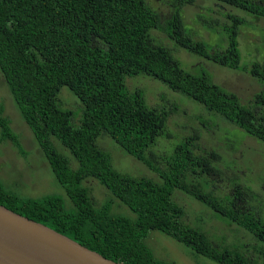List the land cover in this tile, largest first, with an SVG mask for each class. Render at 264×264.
I'll list each match as a JSON object with an SVG mask.
<instances>
[{
	"label": "trees",
	"instance_id": "obj_1",
	"mask_svg": "<svg viewBox=\"0 0 264 264\" xmlns=\"http://www.w3.org/2000/svg\"><path fill=\"white\" fill-rule=\"evenodd\" d=\"M210 1L264 22V0ZM171 3V15L162 18L146 0H0V74L65 195L23 198L0 183V204L117 263L177 264L151 248V237L158 232L184 246L195 260L264 264V216L250 206L251 197L256 201L258 195L241 183L225 158L235 147L204 151L200 131L190 125L196 131L184 133L172 152H156L159 139H174L167 123L181 110L173 100L169 112L152 107L142 90L126 86L127 77L149 76L201 106L196 117L203 126L201 112L210 114L212 123L214 113L264 144V61L241 66L239 36L247 19L228 14L225 47L217 49L186 27L182 10L193 0ZM172 43L209 63L248 74L263 89L244 104L206 70L187 71ZM64 87L83 106L78 125L59 101ZM100 137L110 138L156 179L117 170L110 153L99 146ZM0 142L21 148L2 105ZM90 182L108 199L99 203ZM177 192L249 235L253 254L236 245L237 236L227 243L190 223Z\"/></svg>",
	"mask_w": 264,
	"mask_h": 264
},
{
	"label": "rangeland",
	"instance_id": "obj_2",
	"mask_svg": "<svg viewBox=\"0 0 264 264\" xmlns=\"http://www.w3.org/2000/svg\"><path fill=\"white\" fill-rule=\"evenodd\" d=\"M171 1L146 0L162 18H168L171 15L174 4ZM182 11L189 33L194 38L202 40L210 47L217 49L225 47L227 37L225 25L229 23L228 14L247 19L248 24L242 28L239 36L241 66L244 67L258 62L259 59L264 61V22L261 20L253 22L255 21L253 16L244 11L231 6L218 5L210 0H193V4L186 5ZM199 14L204 16L203 20L200 19ZM211 21H214L213 24ZM156 34L162 37V34ZM170 48L174 55L178 56L177 58L184 63L182 65L187 71L196 67V70H206L213 77L215 83L228 91L236 93L244 104H248L253 95L263 89V86H260L254 78L246 73L209 63L183 49L177 48L174 43ZM126 86L131 91L142 90L147 103L152 107L163 108L164 111L169 112L170 107L173 108V105L169 102L173 100L179 106L178 109L184 112L178 111L170 115L167 131L172 132L174 139H159L155 147L156 152L161 154L172 152L184 133L196 131L190 125L200 131L201 140L199 145L204 151H210L209 148L213 146L224 147L223 150L235 147L236 151L232 152V149H230L225 154V158L231 163L232 167H235L241 178V183L246 187H250L254 192L253 195H258L256 201L251 197L250 206L260 211L264 216V144L248 138L237 127L225 124L226 121L215 117L214 113H211L212 123L208 116L210 114L201 112L206 121L204 124L207 125L203 126L196 117L202 109L201 106L179 93H174L164 84L149 76L140 74L127 77ZM59 101L64 109L73 112V122L78 125L77 121L81 117L83 107L79 99L67 87H64L59 94ZM0 105L3 106L5 114L11 122V127L19 136L21 144V148L16 149L9 142H0V183L2 186L7 191L23 198L40 199L45 195L65 198L62 187L18 111L1 74ZM218 124L222 131L227 128L225 136L220 131V127H217ZM205 127H208L210 131ZM206 131L210 134L208 135ZM98 143L101 148L110 153L114 167L120 172L135 177L156 179L155 174L149 171L144 164L122 151L110 138L100 137ZM66 155L70 156L68 152ZM221 184L225 185L224 182ZM87 185L92 189L94 197L99 203L108 199L109 196L97 183L90 182ZM176 199L185 208L190 223L203 228L212 238H216V236L225 237L227 243L236 240L237 236L238 244L236 245L240 246L245 253L253 254V249L250 246L252 238L243 231H237V226L227 225L217 219L215 214L205 206L182 192L176 193ZM115 207V209H118L117 206ZM125 211L129 213L127 208H125ZM151 248L158 257L173 260L177 264H216L205 258V260H202V258L199 260L193 259L184 246L158 232L151 237Z\"/></svg>",
	"mask_w": 264,
	"mask_h": 264
},
{
	"label": "water",
	"instance_id": "obj_3",
	"mask_svg": "<svg viewBox=\"0 0 264 264\" xmlns=\"http://www.w3.org/2000/svg\"><path fill=\"white\" fill-rule=\"evenodd\" d=\"M0 264H122L0 204Z\"/></svg>",
	"mask_w": 264,
	"mask_h": 264
}]
</instances>
